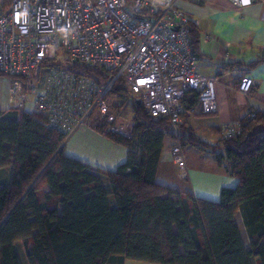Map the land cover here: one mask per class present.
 I'll use <instances>...</instances> for the list:
<instances>
[{
	"label": "trees",
	"instance_id": "trees-1",
	"mask_svg": "<svg viewBox=\"0 0 264 264\" xmlns=\"http://www.w3.org/2000/svg\"><path fill=\"white\" fill-rule=\"evenodd\" d=\"M192 52L199 58L200 31L189 21ZM264 62V46L247 66ZM99 81L110 72L86 67ZM12 81L15 77L0 72ZM108 96L111 111L132 107L129 136L107 130L95 116L91 128L127 148L125 161L102 170L65 155L67 135L50 127L44 115L0 109V169L10 170L0 186V264H264V112L245 115L240 132L211 143L184 123L172 129L168 118L152 116L116 79ZM188 91L182 101L195 103ZM181 147L209 153L235 188L220 200L196 198L156 182L165 137ZM241 210L250 247H244L234 216Z\"/></svg>",
	"mask_w": 264,
	"mask_h": 264
},
{
	"label": "built area",
	"instance_id": "built-area-1",
	"mask_svg": "<svg viewBox=\"0 0 264 264\" xmlns=\"http://www.w3.org/2000/svg\"><path fill=\"white\" fill-rule=\"evenodd\" d=\"M176 1L0 0V72L15 77L13 107L44 115L50 127L66 135L102 116L108 131L127 137L131 122L114 123L108 96L120 78L152 116L168 118L172 129L184 123L185 115L216 112V77L200 72L187 27L190 19ZM231 1L238 7L252 3ZM86 67L110 75L99 81ZM252 84L244 74L238 90L247 94ZM188 91L197 96L185 106ZM239 132V124L229 123L220 135ZM169 152L175 163L183 162L179 142Z\"/></svg>",
	"mask_w": 264,
	"mask_h": 264
},
{
	"label": "crops",
	"instance_id": "crops-1",
	"mask_svg": "<svg viewBox=\"0 0 264 264\" xmlns=\"http://www.w3.org/2000/svg\"><path fill=\"white\" fill-rule=\"evenodd\" d=\"M176 4L200 31V72L216 77L217 111L209 115L188 117L187 122L195 135L214 143L221 137L223 126L239 124L240 119L250 112H264V62L253 67L247 66L257 58L258 49L264 46V0H252L246 7H238L231 0H177ZM244 74L253 79L247 94L238 90ZM5 81L8 82L7 79ZM10 108H13V102L8 91L6 100L0 102V109ZM131 119L125 122L132 123ZM125 122L121 121L117 125ZM174 142L169 136L164 139L156 173L158 184L213 202L220 200L223 188L237 186L238 179L227 174L211 154L192 145L182 148L183 162L175 163L169 152ZM94 145L98 147L95 146V154L93 152L90 155L89 150ZM64 151L71 158L107 170H114L123 163L128 152L126 147L113 142L91 126L73 128L67 134ZM234 220L241 241L248 249L250 237L241 210L236 212ZM14 248L21 264H27L22 243L15 242ZM252 262L255 263L254 259ZM124 264L153 263L126 259Z\"/></svg>",
	"mask_w": 264,
	"mask_h": 264
},
{
	"label": "rangeland",
	"instance_id": "rangeland-1",
	"mask_svg": "<svg viewBox=\"0 0 264 264\" xmlns=\"http://www.w3.org/2000/svg\"><path fill=\"white\" fill-rule=\"evenodd\" d=\"M7 79L8 82H6L5 80ZM43 77H41V81H42ZM11 84H12V79L6 77V76H0V102L6 100V97H7V94H8V91H9V94H10V89H11ZM35 86L39 87L40 86V83H37L36 81L34 82ZM114 114V116L116 117V124H120V122H125L126 120H130L132 118V107H131V104L128 103L126 104L120 111H116L114 110L112 112ZM94 130V129H93ZM96 131V130H95ZM204 140H207L209 141V139H206L204 137H202ZM212 142V141H210ZM94 145V147L89 150V154L93 155V152L95 154L96 152V146ZM122 148V147H120ZM121 150V149H120ZM65 152V151H64ZM92 167H95L93 165H91ZM102 170H107V169H102ZM9 173H10V170L8 167H5V168H1L0 169V186L3 185V184H6L8 183V178H9ZM253 264H256V263H253Z\"/></svg>",
	"mask_w": 264,
	"mask_h": 264
}]
</instances>
